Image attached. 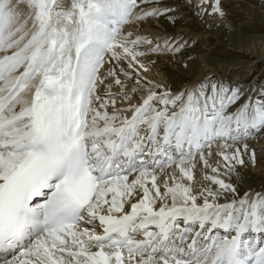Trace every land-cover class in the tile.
<instances>
[{
  "label": "snow or ice",
  "instance_id": "6c2138e0",
  "mask_svg": "<svg viewBox=\"0 0 264 264\" xmlns=\"http://www.w3.org/2000/svg\"><path fill=\"white\" fill-rule=\"evenodd\" d=\"M230 3L0 0V264H264V77L153 74Z\"/></svg>",
  "mask_w": 264,
  "mask_h": 264
},
{
  "label": "rangeland",
  "instance_id": "374dc122",
  "mask_svg": "<svg viewBox=\"0 0 264 264\" xmlns=\"http://www.w3.org/2000/svg\"><path fill=\"white\" fill-rule=\"evenodd\" d=\"M237 2L238 0H231L228 8L229 19L232 21L231 31L223 26L217 27L215 20L211 21L212 26L209 27L195 18H191L183 29H179L186 37L197 40L189 51L198 55L199 59L190 63L187 72L180 66V61L157 68V71L161 69L163 78L171 77L172 82L176 84L182 82L187 77L186 74L189 75L188 77L194 76L199 69H204L200 73L206 75L219 72L223 68L226 69L217 75L242 80L248 77L251 80L264 77V45L261 44V34L264 33V5L261 0H242L244 6L237 7ZM164 27L169 32L174 31L168 28L166 23ZM254 57L257 58L252 65L251 60ZM156 78L159 79V75ZM255 173L261 177L256 176ZM242 182L258 188L264 183V174L260 170L250 172L248 176L242 178Z\"/></svg>",
  "mask_w": 264,
  "mask_h": 264
},
{
  "label": "bare ground",
  "instance_id": "6f19581e",
  "mask_svg": "<svg viewBox=\"0 0 264 264\" xmlns=\"http://www.w3.org/2000/svg\"><path fill=\"white\" fill-rule=\"evenodd\" d=\"M189 32V31H188ZM197 34V33H196ZM193 35V34H192ZM257 57H258V55H257ZM257 57H254V59H252L251 60V62H252V65H254L255 64V58H257ZM202 61H203V59H202ZM165 64L166 63H161V64H159L158 66H157V68H162L163 66H165ZM172 65V64H171ZM190 66H191V64H190ZM157 68L156 69H154L153 70V74L154 73H157L156 71H157ZM175 68V67H174ZM176 69V68H175ZM226 68H223V70H220L219 72H223L224 70H225ZM228 69V68H227ZM156 70V71H155ZM159 70V69H158ZM204 71V69H199L198 71H197V73L194 75V76H201L203 73H200V72H203ZM160 74H159V79H164L163 77H164V75L161 73V69H160V71H158ZM219 72H217V71H215V72H213V73H215V74H218ZM212 73V74H213ZM184 75V74H183ZM185 76V75H184ZM186 76L188 77L189 75H187L186 74ZM228 76V75H227ZM261 143H263V141L261 142ZM257 147H259V146H257ZM255 175L256 176H258V177H261L259 174H257V173H255Z\"/></svg>",
  "mask_w": 264,
  "mask_h": 264
}]
</instances>
